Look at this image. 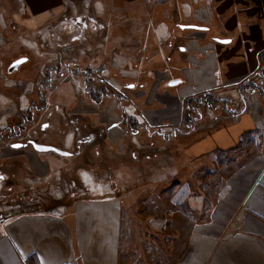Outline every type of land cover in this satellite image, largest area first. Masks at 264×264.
Instances as JSON below:
<instances>
[{
  "label": "crops",
  "instance_id": "obj_1",
  "mask_svg": "<svg viewBox=\"0 0 264 264\" xmlns=\"http://www.w3.org/2000/svg\"><path fill=\"white\" fill-rule=\"evenodd\" d=\"M67 1L70 2L0 0L1 66L4 59L9 60L15 55V52L9 53L10 47L18 50L22 46L28 47L24 34L60 25L64 16L71 14ZM85 1L88 3L83 10L85 18L91 20V29L100 30L106 41V54L111 51V60L121 63L119 68L127 69L129 66L135 71V76L147 77L144 89L139 90L141 95L135 97L142 102L147 99L144 102L146 107L140 108L136 102L141 111L134 113L143 114L140 124L150 131L148 134L153 132L149 135L151 140L161 137L156 132L157 125L182 124L186 97L209 91L220 93L218 97L222 98L227 93L236 94L233 102L240 112L228 118L220 113L216 118L220 116L222 119L212 129L199 130L187 136L191 142L182 149L179 165L174 166V171L181 177L184 172L186 183L189 174L193 177L208 167L219 168L218 178H221V173L224 175L220 182L224 186L221 188L220 185L223 191L212 199V207L207 213L205 194L195 195L189 200L194 205L195 214L174 264H264V93L257 95L253 92L245 98L238 95L239 84L261 76L264 0H114L113 11L124 14L116 21V27L104 17L109 12L104 0ZM74 8L77 12V7ZM69 24L78 27L73 21ZM180 24L183 26L178 27ZM89 26L84 28L89 29ZM22 57L25 56L11 60L7 69ZM27 62L26 57L18 68ZM18 68L10 74L20 72L22 66ZM176 79L182 80V87L167 85ZM23 81L27 83L21 79L15 88H23ZM82 103L90 106L85 99ZM80 104L81 101L79 107ZM116 107L117 103L114 107L97 106L91 115L96 121L93 128L104 131L103 138L107 144L114 146L117 143L116 152L120 153L118 142L123 141L124 134L117 126L120 114ZM109 118L113 120L107 124L106 119ZM47 125L42 126V132L50 128ZM15 126L0 120V127L5 131L15 129ZM23 131L34 138L35 143L43 144L37 141L36 133L30 132L28 127ZM20 132L22 135V130ZM115 134L117 137L112 139ZM250 136L258 137L261 142L255 143L250 138L242 145L243 138ZM77 137L70 135L65 142L70 147L76 140L85 147L96 141L95 134ZM30 142L28 146L19 144L20 147H15L17 143L14 142H3L0 150L4 146L10 148L7 158L16 155L15 151L31 152L28 155L32 158L36 156L34 160L31 158L30 166H26L25 174L28 175L23 178L29 181L41 182L60 175L62 167L56 160L60 158H41L40 151L35 150ZM243 147L247 150L252 148L247 151ZM81 153L78 150L69 156L56 154L74 158ZM225 154H235L238 158L222 165L220 157ZM82 170L86 176L83 175L81 180L76 175H80ZM90 171L89 168L75 171V195L65 207L61 206L60 199L48 195L49 202L43 206L19 208L6 214L0 211V264H121L122 211L127 205V194H111L112 187L108 185L107 194L97 193L94 187L86 184V181L91 184V178L92 181L98 180L88 175ZM122 173L126 174L125 169ZM124 179L122 176V183ZM77 187L80 189L78 194ZM17 204L23 202L18 201ZM49 204L58 207L53 210L45 208ZM25 205L29 203H24L23 207ZM154 218L149 219L152 225Z\"/></svg>",
  "mask_w": 264,
  "mask_h": 264
},
{
  "label": "rangeland",
  "instance_id": "obj_2",
  "mask_svg": "<svg viewBox=\"0 0 264 264\" xmlns=\"http://www.w3.org/2000/svg\"><path fill=\"white\" fill-rule=\"evenodd\" d=\"M104 2L109 8V12L104 17L108 18L109 22L112 21L116 27V21L124 14L113 11L114 0L109 2L104 0ZM85 4H88L85 0L67 1L71 14L67 13L60 25L24 34L28 47L22 46L20 50L14 46V48L10 47L9 53L15 52V55L9 60L4 59L3 66L0 64V120L2 123L16 124L15 129L6 131L0 127V147L3 142H14L22 146H28L30 141L36 142L32 140L34 138L31 139L23 133L28 127L30 132L36 133L35 137L38 138L39 143H50L55 147L59 145L58 149L71 154H75L78 150L79 153L82 152L74 158L59 157L60 154L57 155L53 151L38 152L41 158H48L47 156L60 158L56 160L60 161V167L63 169L61 168L60 175L56 174L53 178L51 176L41 182H34L23 178L28 175L25 172L27 173L26 166H30L33 157L28 155L31 152L15 151L16 155L7 158L11 150L4 146L0 153V167H2L0 211L6 214L18 211L19 208L37 207L30 202L33 199L39 201L38 197H33L38 190L44 193V196L50 195L52 198L60 199L61 206L65 207L75 195L73 192L75 171L78 168H89L91 171L88 175L98 180L89 179L91 184L86 181L88 187H94V191L101 195L107 194L106 185L112 187L111 194H127V199L125 198L127 205L122 211L121 264H174L185 240L186 230H189V224L195 214L194 205L189 200L195 195L205 194L207 213L212 207V199L223 191L220 185L221 188L224 187L220 183L224 175L221 173V178H218L217 166L208 167L193 177L189 174L188 184L183 177L184 172L181 177L174 171L176 168L174 166L179 165L182 149L191 142L190 138H186L187 136L199 130L212 129L213 125L222 119L220 116L216 118L220 113L228 118L240 112L233 102L236 94L232 96V93H227L226 97L222 98L218 97L220 93H213L216 98L213 106L201 103L200 95L186 97L183 110L190 116L187 125L181 123L157 125L156 132L161 134V137H154L151 140L149 135L153 132L148 134L147 131H150L148 129L146 131L140 124L143 114L134 113L141 111L136 106V102L140 108L146 107L144 102L148 101L147 99L142 102L135 97L141 95L139 90L144 89L147 77L143 75L137 77L129 66V69L128 67L122 69L119 68L120 62L111 60V51L108 50L106 54V41L102 38L100 30L91 29L89 26L91 20L85 18L86 14L83 12ZM74 6L77 7V12H74ZM70 21L75 22L78 27L70 26ZM84 26L90 28L86 29ZM181 26L183 25H178ZM12 32L15 33L14 30ZM20 56L27 57L28 62L20 72L11 75L7 66L11 60ZM262 62L263 67L259 71L261 76L252 81L251 89L248 88L243 93L239 92L240 97H249L253 92L258 93L257 95L264 92V59ZM32 72L33 74L30 75ZM21 79L27 80V83L23 81V88H15ZM175 81L177 84H171ZM181 81L170 80L167 85L180 88ZM1 83L12 87H3ZM92 93L102 98L100 102L93 101ZM82 99L90 102V106L83 105ZM115 103L120 114L117 126L124 134L123 141L118 142L120 153L116 152L117 143H114V146L107 144L103 138L104 131L93 128L96 121L91 115L97 106L114 107ZM106 120L107 124H110L113 119ZM44 124H48L50 128H45L42 132ZM89 133L96 135V141L92 145L84 147L74 140L69 147L65 142L70 135L82 138L81 136ZM117 134L120 139V134ZM117 134L112 139L116 138ZM250 138L252 136L247 137L246 140ZM252 139L255 143L261 142L258 137ZM251 148L249 147L248 150L250 151ZM242 149L247 150L246 147ZM4 150L7 151L3 152ZM35 157L32 159H36ZM236 158L238 157L235 154H225L220 157V164H230ZM8 164L10 166H6ZM123 169L126 171L125 175L122 173ZM79 174L81 176H76L81 180L83 175L86 176L83 170L79 171ZM122 176L125 177L124 184ZM100 179H105L107 182H102ZM79 190L77 187V194ZM18 201L23 204L29 201V205L23 207V204H17ZM57 207L50 204L45 208L53 210ZM152 217H155L153 225L149 223Z\"/></svg>",
  "mask_w": 264,
  "mask_h": 264
},
{
  "label": "trees",
  "instance_id": "obj_3",
  "mask_svg": "<svg viewBox=\"0 0 264 264\" xmlns=\"http://www.w3.org/2000/svg\"><path fill=\"white\" fill-rule=\"evenodd\" d=\"M261 59H264V55H262ZM264 75V74H263ZM253 85L251 80H246L244 82H242L241 84H239V91L241 93H243L245 90H248V88L251 89V86ZM264 92L262 91V94ZM93 101L95 102H100V99H102L101 97H98L96 94L93 95V93L91 94ZM202 98L201 103H205V104H210L211 106H213L216 102V98L214 97L212 92H205L202 95H200ZM190 121V116L185 113L184 117H183V121L182 124H186ZM245 142H248V140H246V138H243L242 140V145L245 144ZM46 195V194H45ZM29 197V196H28ZM33 197H38L39 200L41 201L40 204H36L35 202H38L36 199H33L32 202H30L31 204H36L37 206H43L45 205L47 202H49V200H47V197H49L48 195L44 196V193H41L39 190L37 191V194L33 195ZM29 203V201H28ZM34 205V206H36ZM50 205V204H49ZM31 260V259H30ZM29 262V261H28ZM31 262V261H30Z\"/></svg>",
  "mask_w": 264,
  "mask_h": 264
},
{
  "label": "water",
  "instance_id": "obj_4",
  "mask_svg": "<svg viewBox=\"0 0 264 264\" xmlns=\"http://www.w3.org/2000/svg\"><path fill=\"white\" fill-rule=\"evenodd\" d=\"M221 42H227L229 40H219ZM26 60V57H22V58H19L17 60H15L9 67V71L10 72H13L14 70H16L18 68V66L23 63L24 61ZM171 84H177V82H172ZM33 146V148L37 151H40V152H43V151H54L58 154H61V155H65V156H69V153L66 152V151H62L54 146H51V145H45V144H38V143H35L33 141L30 142Z\"/></svg>",
  "mask_w": 264,
  "mask_h": 264
},
{
  "label": "bare ground",
  "instance_id": "obj_5",
  "mask_svg": "<svg viewBox=\"0 0 264 264\" xmlns=\"http://www.w3.org/2000/svg\"><path fill=\"white\" fill-rule=\"evenodd\" d=\"M24 65H25V64H23V65H21V66L24 67ZM21 66H20V67H21ZM20 67H19V68H20ZM19 68H18V69H19Z\"/></svg>",
  "mask_w": 264,
  "mask_h": 264
},
{
  "label": "snow or ice",
  "instance_id": "obj_6",
  "mask_svg": "<svg viewBox=\"0 0 264 264\" xmlns=\"http://www.w3.org/2000/svg\"><path fill=\"white\" fill-rule=\"evenodd\" d=\"M15 147H20L19 145L15 146Z\"/></svg>",
  "mask_w": 264,
  "mask_h": 264
}]
</instances>
